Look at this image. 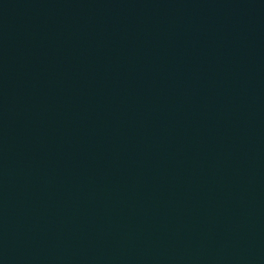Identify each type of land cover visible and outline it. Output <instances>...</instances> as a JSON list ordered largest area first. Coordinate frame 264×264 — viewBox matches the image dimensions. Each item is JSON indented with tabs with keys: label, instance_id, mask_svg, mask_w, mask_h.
<instances>
[{
	"label": "water",
	"instance_id": "obj_1",
	"mask_svg": "<svg viewBox=\"0 0 264 264\" xmlns=\"http://www.w3.org/2000/svg\"><path fill=\"white\" fill-rule=\"evenodd\" d=\"M0 264H264V0H0Z\"/></svg>",
	"mask_w": 264,
	"mask_h": 264
}]
</instances>
